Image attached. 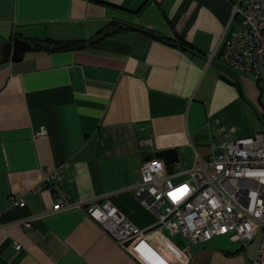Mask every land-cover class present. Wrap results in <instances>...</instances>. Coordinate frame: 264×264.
Wrapping results in <instances>:
<instances>
[{
	"label": "crops",
	"instance_id": "0c3cea01",
	"mask_svg": "<svg viewBox=\"0 0 264 264\" xmlns=\"http://www.w3.org/2000/svg\"><path fill=\"white\" fill-rule=\"evenodd\" d=\"M234 3L0 0V43L15 35L85 41L0 64V264H244L250 246L222 237L191 245L162 227L139 262L84 212L108 200L150 228L156 218L134 195L142 160L161 159L179 195L194 188L196 157L259 132L262 80L228 73L215 57L223 33L240 25ZM54 170L69 206L48 212L54 191L36 189Z\"/></svg>",
	"mask_w": 264,
	"mask_h": 264
},
{
	"label": "built area",
	"instance_id": "2783aa9c",
	"mask_svg": "<svg viewBox=\"0 0 264 264\" xmlns=\"http://www.w3.org/2000/svg\"><path fill=\"white\" fill-rule=\"evenodd\" d=\"M232 16L239 17L240 25L223 33L216 61L228 73L264 81V0H235ZM42 133L39 130L36 135ZM218 147L211 146L205 158L196 157L188 170L194 188L179 195L182 185L170 181L161 159L140 162V182L134 187V195L156 218L150 228L135 227L108 200L86 204L84 212L123 250L136 253L139 262L143 246L162 227L198 246L222 237L242 249L257 238L254 252L244 264H264V128L247 137L221 142ZM174 167L180 171L177 161ZM57 181L54 170L36 189L47 184L54 191L48 212L69 206ZM8 204L24 206L22 199L8 198ZM21 225L28 227L29 221ZM4 229L0 226V232ZM13 247L19 248L17 244ZM166 254L165 250L164 258L169 256Z\"/></svg>",
	"mask_w": 264,
	"mask_h": 264
},
{
	"label": "water",
	"instance_id": "95a60500",
	"mask_svg": "<svg viewBox=\"0 0 264 264\" xmlns=\"http://www.w3.org/2000/svg\"><path fill=\"white\" fill-rule=\"evenodd\" d=\"M179 48L181 50L184 49L183 46H179ZM30 49L31 45L27 40H22L15 35L9 40L0 43V64L6 62H18L22 57V53ZM260 107L264 110V90L260 98ZM126 244L127 242L125 245Z\"/></svg>",
	"mask_w": 264,
	"mask_h": 264
},
{
	"label": "trees",
	"instance_id": "16d2710c",
	"mask_svg": "<svg viewBox=\"0 0 264 264\" xmlns=\"http://www.w3.org/2000/svg\"><path fill=\"white\" fill-rule=\"evenodd\" d=\"M155 39L162 40L166 43H176L178 46H183L184 43L182 41H178L175 39H170L163 36H157L152 35ZM173 41V42H171ZM85 43L84 40H63V41H57V40H51L49 38H44L42 40H31L30 45L33 49H51V50H67V49H73L76 47H79ZM264 115V114H263Z\"/></svg>",
	"mask_w": 264,
	"mask_h": 264
},
{
	"label": "rangeland",
	"instance_id": "374dc122",
	"mask_svg": "<svg viewBox=\"0 0 264 264\" xmlns=\"http://www.w3.org/2000/svg\"><path fill=\"white\" fill-rule=\"evenodd\" d=\"M261 83L260 84H262V85H264V81H260ZM264 113H260V112H258V117L257 118H255V122H257V124H258V126H259V129L260 130H262L263 128H264V126H263V124H264V115H263ZM259 130V131H260ZM161 211V210H160ZM165 231V230H164ZM166 232V231H165ZM168 233V232H167ZM256 245H257V238H255L250 244H248L246 247H248V246H250V248H249V255H252L253 254V252H254V249H255V247H256ZM234 246V245H233ZM252 249H253V252H252ZM252 253V254H251Z\"/></svg>",
	"mask_w": 264,
	"mask_h": 264
}]
</instances>
